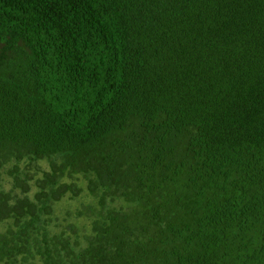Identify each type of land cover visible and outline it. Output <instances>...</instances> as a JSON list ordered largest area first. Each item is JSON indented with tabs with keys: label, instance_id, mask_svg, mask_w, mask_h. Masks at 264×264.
<instances>
[{
	"label": "trees",
	"instance_id": "trees-1",
	"mask_svg": "<svg viewBox=\"0 0 264 264\" xmlns=\"http://www.w3.org/2000/svg\"><path fill=\"white\" fill-rule=\"evenodd\" d=\"M0 264H264V0H0Z\"/></svg>",
	"mask_w": 264,
	"mask_h": 264
},
{
	"label": "rangeland",
	"instance_id": "rangeland-1",
	"mask_svg": "<svg viewBox=\"0 0 264 264\" xmlns=\"http://www.w3.org/2000/svg\"><path fill=\"white\" fill-rule=\"evenodd\" d=\"M79 199H81V198H79ZM67 202L65 201H62L61 203H59L58 205H57V208H60V209H63L64 207H67ZM76 204H78L77 203V201H75V204L74 205H76ZM69 205V204H68ZM60 214L62 213V212H59Z\"/></svg>",
	"mask_w": 264,
	"mask_h": 264
}]
</instances>
